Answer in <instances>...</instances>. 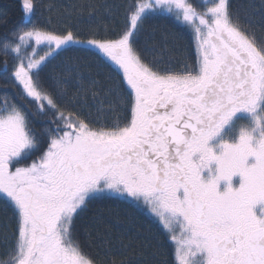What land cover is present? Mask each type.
<instances>
[{
	"label": "snow or ice",
	"instance_id": "obj_1",
	"mask_svg": "<svg viewBox=\"0 0 264 264\" xmlns=\"http://www.w3.org/2000/svg\"><path fill=\"white\" fill-rule=\"evenodd\" d=\"M18 3L30 21L36 0ZM84 9L108 18L103 35L72 27ZM161 13L191 31L194 55L178 34H145ZM65 15L62 31L32 24L2 43L15 54L4 86L20 103L0 106V264H146L130 217L110 205L88 215L112 200L163 226L166 237L140 245L153 257L171 241L176 264H264V0H89ZM74 51L95 56L107 81L85 84L71 57L49 70ZM33 119L48 121L39 135Z\"/></svg>",
	"mask_w": 264,
	"mask_h": 264
},
{
	"label": "trees",
	"instance_id": "obj_2",
	"mask_svg": "<svg viewBox=\"0 0 264 264\" xmlns=\"http://www.w3.org/2000/svg\"><path fill=\"white\" fill-rule=\"evenodd\" d=\"M88 2L89 0H36V12L29 21L28 18H25L23 16V13L19 7L18 0H0V10L7 11V18L9 20V23L7 25L0 24V106H2L4 103L5 95L15 100L16 103H20V101L16 99L15 92L11 88H6L4 86L5 61H7L10 70L11 65L14 62L15 54L11 52L5 54L2 48V43L6 39H11L12 30L17 27H30L32 24H38L46 29L62 31L65 25L68 23V17H66L65 15V9H71L73 5L86 4ZM104 2L113 3L114 0H104ZM115 2L129 3L131 2V0H115ZM192 2L199 6L204 2V0H192ZM231 2L234 9H239V7L244 3H251L259 8L262 0H231ZM49 9H51V11H49ZM49 20H51V23H49ZM107 23H109V20L105 15L102 14L101 16L89 17L88 11L86 9L82 10L78 15H73L71 17L72 27L75 28L82 37H87L92 31H95L99 35H103L104 26ZM153 29L157 30V39H159V34L162 32L178 34L180 37L179 47L181 51L186 55H194L191 31L177 24L173 17L168 16L166 13H161L150 17L145 24V34L151 35ZM68 57L72 58V63L79 64L83 68L82 77L85 84L90 83V81L93 79L107 81V69L99 72V74L95 70V65L98 63L96 57L92 55H84L83 53L78 51L65 53L64 55L58 57L53 61L51 65H49V70H51L55 66L59 71L60 68L67 62ZM89 64L93 66L92 69L86 67ZM180 66L182 65H176V67ZM65 75L67 74L65 73ZM112 75L113 77H115V73H113ZM66 87L68 90V95L71 96L75 94L76 89L79 87V85L76 83L75 79L69 77ZM87 103L90 106L92 105L90 96L87 99ZM86 111L87 109H85V112ZM47 124L48 121L46 119H33V125L37 135L40 134L42 128ZM106 205L111 206L112 212L110 213V215L113 218L117 216H119L121 219H124L126 217L131 218V224L134 225V227L132 228V231L128 233V235L137 237L136 245L138 251H144L147 253V255L144 257L137 256L138 260H145L146 264H157V262L162 259L166 261V264H176L175 245L171 241H166V246L163 249L162 257H153L151 255V252L155 251L154 247H152L151 249L140 248L141 244L150 243L154 246L157 243L158 239L167 236V233L165 232L163 226L147 211V209L143 207H125L122 203H117L115 200H112L108 202L93 204L88 215L91 216L93 214V211L99 208H104L105 215H108L109 213L107 212ZM0 219H2V217H0ZM128 227L129 224L126 223L115 228L113 230L114 241L118 232L121 229L126 231ZM91 251L95 253L96 249L93 248L91 249ZM113 252L115 254L113 258L117 260L123 258V252L122 250H120L118 242H116V247L113 248ZM3 255V249L0 248V258H3Z\"/></svg>",
	"mask_w": 264,
	"mask_h": 264
},
{
	"label": "rangeland",
	"instance_id": "obj_3",
	"mask_svg": "<svg viewBox=\"0 0 264 264\" xmlns=\"http://www.w3.org/2000/svg\"><path fill=\"white\" fill-rule=\"evenodd\" d=\"M153 2H154V0H153ZM40 55H43V50L40 51ZM241 122H243V121H241Z\"/></svg>",
	"mask_w": 264,
	"mask_h": 264
}]
</instances>
